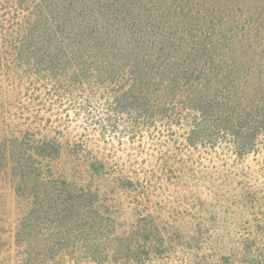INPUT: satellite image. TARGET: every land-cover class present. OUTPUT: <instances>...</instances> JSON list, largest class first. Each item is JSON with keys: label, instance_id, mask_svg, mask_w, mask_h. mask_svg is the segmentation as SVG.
I'll use <instances>...</instances> for the list:
<instances>
[{"label": "trees", "instance_id": "obj_1", "mask_svg": "<svg viewBox=\"0 0 264 264\" xmlns=\"http://www.w3.org/2000/svg\"><path fill=\"white\" fill-rule=\"evenodd\" d=\"M0 264H264V0H0Z\"/></svg>", "mask_w": 264, "mask_h": 264}, {"label": "rangeland", "instance_id": "obj_2", "mask_svg": "<svg viewBox=\"0 0 264 264\" xmlns=\"http://www.w3.org/2000/svg\"><path fill=\"white\" fill-rule=\"evenodd\" d=\"M12 196V194L10 193V197Z\"/></svg>", "mask_w": 264, "mask_h": 264}]
</instances>
